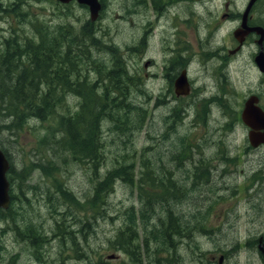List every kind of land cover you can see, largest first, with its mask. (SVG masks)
Wrapping results in <instances>:
<instances>
[{"label": "rangeland", "instance_id": "374dc122", "mask_svg": "<svg viewBox=\"0 0 264 264\" xmlns=\"http://www.w3.org/2000/svg\"><path fill=\"white\" fill-rule=\"evenodd\" d=\"M1 1L4 6L11 0ZM103 1L95 22L86 7L55 0L22 1L18 10L24 18L10 10L0 13V45L11 37L32 44L41 39L46 61H54L53 73L47 75L53 81L65 75L69 82L68 87L55 85L57 81L49 88L41 85L40 95L55 101L54 112L27 119L17 132L8 128L12 119L0 115V149L9 156L14 178L11 208L0 216V264H35L46 255L55 264H218L220 256L221 264H263L257 250L244 242L264 232V182L260 193L258 185H251L264 165V147L244 154L246 141L239 129L206 134L221 120L217 111L214 122L184 119L181 106L188 107L174 93L173 81L181 70L195 86L212 84L203 69L208 44L199 40L197 28L177 33L172 61L179 62V72L166 75L161 68L170 45L162 41L166 25L148 22L153 16L145 0ZM60 53L66 73L54 69ZM21 60L28 67L26 54ZM149 61L153 64L147 66ZM118 64L126 77L122 105L115 91L119 80L108 78ZM253 78L246 75L244 84ZM76 89H90L99 107L102 148L96 167L55 145L62 135L58 117L78 110ZM198 165L199 181L181 197L176 183ZM223 166L231 185L223 186L218 177ZM88 196L97 202L96 209L89 208ZM75 199L79 204H72ZM182 208L208 231H183ZM33 227L38 234L30 238L24 232L33 234Z\"/></svg>", "mask_w": 264, "mask_h": 264}, {"label": "flooded vegetation", "instance_id": "af4514ba", "mask_svg": "<svg viewBox=\"0 0 264 264\" xmlns=\"http://www.w3.org/2000/svg\"><path fill=\"white\" fill-rule=\"evenodd\" d=\"M99 4L100 14L103 12L105 3L103 0H99ZM145 5L153 16L148 22H155L161 27L166 25V29L161 30V33L165 34L162 41L170 43L169 46H165L168 55L162 56L161 60V62L164 60L161 67L162 72H165L166 75L171 71L179 72V67L176 66L179 62L172 61L175 49L174 36L177 33L185 31L186 27L197 28L199 40L208 44L206 47L208 49L207 57L203 59V69L206 74L211 76L212 84L206 86L203 83L195 86L188 81V93L180 96L175 95L181 97L178 100H183L181 103L188 107L186 109L181 106L182 117L186 119V116H189L194 123L198 124L207 123L212 121L215 109L221 120H218L216 125L210 129H206V134L216 132L232 134L239 129L246 141L244 154L264 147V144L257 148L250 145L248 135L251 128L243 120L246 104L264 113V0H145ZM154 33V31L150 32V36ZM152 64L153 61L146 63L147 66ZM182 72L186 74V70H181L179 75ZM246 75H253L254 78L244 84L243 80ZM238 85L242 87L239 88ZM198 104H201L202 108H199ZM206 108L208 111L205 113ZM227 164L231 166L230 163ZM235 164L233 163V165ZM263 166L254 173V180L251 183L252 186L258 185V193H260L261 182H264ZM200 167L198 165L195 170L190 171L188 178L181 179L180 184L172 180L176 183L177 191L181 197L187 196V188L196 185L199 181L197 178L201 171ZM208 169L210 170V168ZM211 169L214 173L217 171L214 166ZM226 170L228 171L223 166L218 175L220 181L224 183L223 186L232 183L231 174L224 173ZM240 172L241 170H238V175ZM258 176L263 178H257ZM193 214L187 208L181 209V215L186 217L185 219L180 215L184 225L183 231L188 233L192 229L207 232V229L199 227L196 222L191 220ZM52 241H54V245L52 242L49 245L51 248L56 245V239L53 238ZM244 244L247 247L255 248L264 264V232L258 238L253 241L247 240ZM39 254L41 255V253ZM108 259L112 258L108 256ZM35 261V264H47L44 263L45 261L56 263L50 255H46L41 261ZM3 264H16V262L7 260Z\"/></svg>", "mask_w": 264, "mask_h": 264}, {"label": "trees", "instance_id": "16d2710c", "mask_svg": "<svg viewBox=\"0 0 264 264\" xmlns=\"http://www.w3.org/2000/svg\"><path fill=\"white\" fill-rule=\"evenodd\" d=\"M22 1L24 0L7 1V3L4 2L3 6V2L0 0V13L4 11V14H6L10 10L11 13H15L18 18H24L23 12L18 10L19 4H21ZM30 41V39H25L23 42V39L11 37L10 39L4 40L0 45V115H3L4 119H12L10 126H6V128H10V131L13 130L17 132L21 130L27 119L31 117L44 119V115H50L54 112L55 101H52L53 99L50 95H40L39 87L41 85L49 88L54 85L53 83H55V81H57L55 85L62 87H68L69 85L65 75L60 78L55 76L54 79L56 80L54 81L52 80V76L47 75L48 71L53 73L52 62L54 61L52 59L46 61V57H44L43 54L45 48H42L43 44L41 43V39L40 43L37 44H32ZM23 54L28 56V67H25L21 60ZM65 63L66 60L64 55H61V53L60 55H56L54 63L55 71L64 73L66 67ZM119 66L118 69H113L109 72L108 78L111 82H117L119 80L117 87H115V91L121 94L118 104L122 105L121 101L124 84H126V77L124 78L122 67L121 65ZM113 86H116V84H113ZM72 89L75 91L74 88ZM76 91L77 96L80 98L78 110L73 113L74 115L68 113L58 117L59 121L57 125L62 135L59 140H54L56 141L55 145L56 147L68 150L73 159L89 160L92 166L96 167L101 158V153H99L98 149L99 147L102 148L98 135L99 128H97L99 114L97 109L99 107L95 105V99L90 89H88L87 92H81L79 89H76ZM137 92L141 91L137 90ZM104 105H107V101H105ZM118 110H120V106H118ZM135 110L138 111V108L136 107ZM54 135L55 134H53V138ZM53 149H55V147H53ZM4 154L9 158L6 151H4ZM40 166L42 165L40 164ZM12 173L13 167L10 166L7 173L10 186L13 178ZM19 178H21V176ZM105 180H109V175H107L104 181ZM104 181L98 182L99 188ZM110 183H112V181L107 182L108 189L110 188ZM63 190L65 193L68 191V189L66 190L65 188ZM9 195L11 201L13 199L12 188H10ZM70 197H72V195ZM85 200L86 203L90 204V209L94 210L97 208V202L90 196ZM72 204H79V200L77 201L75 199ZM1 215H4V210L2 209H0V216ZM33 229L35 230L32 232L33 234H28L27 232H24V234L30 236V238H34L38 232L35 227H33Z\"/></svg>", "mask_w": 264, "mask_h": 264}, {"label": "water", "instance_id": "95a60500", "mask_svg": "<svg viewBox=\"0 0 264 264\" xmlns=\"http://www.w3.org/2000/svg\"><path fill=\"white\" fill-rule=\"evenodd\" d=\"M61 4H69L76 2L79 5H84L89 10L90 21L94 22L100 10L98 0H55ZM189 91V85L185 72H182L175 80L174 92L176 96L186 95ZM243 120L251 129L248 135L250 145L257 148L264 144V113L259 109H254L251 105L246 104L243 112ZM9 161L5 154L0 150V209L6 210L10 204L9 198V182L6 173L9 169ZM112 258V256H110ZM223 256L218 259V264L223 262Z\"/></svg>", "mask_w": 264, "mask_h": 264}]
</instances>
